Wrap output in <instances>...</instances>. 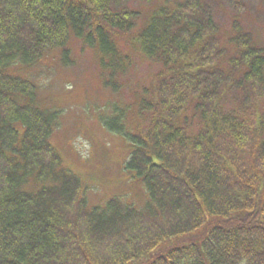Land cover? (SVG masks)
I'll list each match as a JSON object with an SVG mask.
<instances>
[{
    "label": "trees",
    "instance_id": "obj_1",
    "mask_svg": "<svg viewBox=\"0 0 264 264\" xmlns=\"http://www.w3.org/2000/svg\"><path fill=\"white\" fill-rule=\"evenodd\" d=\"M149 1L0 0V264H264V45L240 19L227 35L216 20L264 21V0L167 1L142 24ZM130 33L161 66L138 103L146 126L115 105L103 124L129 141L125 169L148 199L91 205L52 143L61 111L19 71L55 49L74 64L79 39L115 91Z\"/></svg>",
    "mask_w": 264,
    "mask_h": 264
},
{
    "label": "rangeland",
    "instance_id": "obj_2",
    "mask_svg": "<svg viewBox=\"0 0 264 264\" xmlns=\"http://www.w3.org/2000/svg\"><path fill=\"white\" fill-rule=\"evenodd\" d=\"M167 1L172 6L178 0H150L141 5L140 23H145ZM257 9L264 11L262 4ZM255 14L249 10L236 17L231 9L217 15L216 20L222 25L223 35H227L232 33L233 20L240 19L253 32L256 40L264 45V21L255 19ZM16 16L20 17L21 14L18 12ZM133 35L130 33L118 38L122 49L131 56L132 64L116 76L118 87L115 91L104 86L97 50L85 46L79 39H71L69 43L74 64H63L62 50L55 49L46 53L33 67L19 71L38 83V96L43 106L61 111L52 143L66 166L86 180L91 205L105 204L115 195L122 196L138 207H143L148 199L142 182L133 179L125 169L131 148L129 141L103 124V120L111 117L115 105L128 110L126 120H130L133 129L137 125H145L136 116L138 103L144 87L154 84L161 66L137 50L131 40ZM117 110L120 111L115 108Z\"/></svg>",
    "mask_w": 264,
    "mask_h": 264
}]
</instances>
